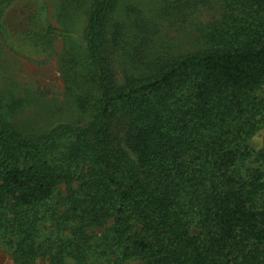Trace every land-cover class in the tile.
<instances>
[{
  "label": "trees",
  "instance_id": "16d2710c",
  "mask_svg": "<svg viewBox=\"0 0 264 264\" xmlns=\"http://www.w3.org/2000/svg\"><path fill=\"white\" fill-rule=\"evenodd\" d=\"M203 46L119 72L105 45L119 0L84 42L99 92L87 125L20 136L0 104V241L17 264H264V0H213ZM65 186V194L54 195Z\"/></svg>",
  "mask_w": 264,
  "mask_h": 264
},
{
  "label": "rangeland",
  "instance_id": "374dc122",
  "mask_svg": "<svg viewBox=\"0 0 264 264\" xmlns=\"http://www.w3.org/2000/svg\"><path fill=\"white\" fill-rule=\"evenodd\" d=\"M96 0H0V104L24 138L59 125L89 124L99 92L87 61L84 30ZM213 0H119L106 26V55L119 72L151 75L161 63L203 46L202 31L220 14ZM264 166V128L246 142ZM61 186L54 195L65 194ZM0 264H17L0 241ZM33 264H49L47 257ZM127 264H138L131 261Z\"/></svg>",
  "mask_w": 264,
  "mask_h": 264
}]
</instances>
